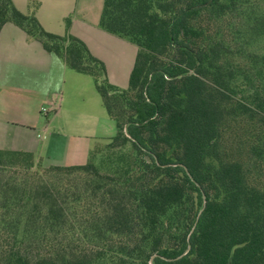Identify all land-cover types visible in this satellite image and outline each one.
<instances>
[{
	"label": "trees",
	"instance_id": "1",
	"mask_svg": "<svg viewBox=\"0 0 264 264\" xmlns=\"http://www.w3.org/2000/svg\"><path fill=\"white\" fill-rule=\"evenodd\" d=\"M20 28L93 78L115 134L83 165L0 150V264H264V0H103L127 86L69 33Z\"/></svg>",
	"mask_w": 264,
	"mask_h": 264
},
{
	"label": "crops",
	"instance_id": "2",
	"mask_svg": "<svg viewBox=\"0 0 264 264\" xmlns=\"http://www.w3.org/2000/svg\"><path fill=\"white\" fill-rule=\"evenodd\" d=\"M22 14H31L28 0H11ZM34 12L48 33H69L82 40L110 74H122L125 82L132 69L134 44L103 31L99 26L103 0H36ZM60 58L47 53L12 23L0 31V150L31 153L48 166L83 165L103 138H112L114 122L87 105V75L69 74ZM58 73V74H57ZM60 98V100H59ZM102 105V103H101ZM47 106L46 114L42 109ZM48 112H53L47 119ZM45 115V122L42 120ZM39 129L40 131H37Z\"/></svg>",
	"mask_w": 264,
	"mask_h": 264
},
{
	"label": "rangeland",
	"instance_id": "3",
	"mask_svg": "<svg viewBox=\"0 0 264 264\" xmlns=\"http://www.w3.org/2000/svg\"><path fill=\"white\" fill-rule=\"evenodd\" d=\"M134 49H135V52H136V47L134 46ZM70 70V69H69ZM66 72H69V74H79V73H76L75 71H66ZM58 74V73H57ZM112 76V80L113 81H116L117 84H121L123 85L124 87L127 86V78L125 80V82L122 81V74L120 75H117V78L115 79L116 77V74H110ZM88 80L89 82V87L87 88V90H85L84 92V96L86 97V100H87V105L89 106V108L93 107V110H99L101 112V114H103V116L107 117V114L105 112V109L103 108V106L101 105V99L98 95V93L96 92V89H95V86H94V81H93V78L88 76V77H84ZM60 100V98H59ZM45 110L47 111V106H45ZM54 115L53 112H48V114L46 115L47 116V119H50L52 118ZM42 120L45 122V115H42ZM37 131H40L39 129H37ZM115 134V132H114ZM113 134V135H114ZM110 141V138H103L102 140H100L96 146H101L103 147L105 144H107L108 142ZM42 169L44 168H47L48 165L43 164L41 163V166H40Z\"/></svg>",
	"mask_w": 264,
	"mask_h": 264
},
{
	"label": "built area",
	"instance_id": "4",
	"mask_svg": "<svg viewBox=\"0 0 264 264\" xmlns=\"http://www.w3.org/2000/svg\"><path fill=\"white\" fill-rule=\"evenodd\" d=\"M46 110L45 109H42V114H46Z\"/></svg>",
	"mask_w": 264,
	"mask_h": 264
}]
</instances>
